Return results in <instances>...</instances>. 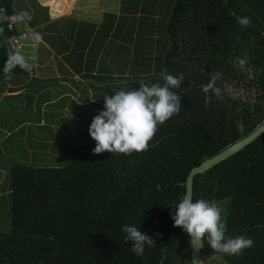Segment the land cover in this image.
I'll list each match as a JSON object with an SVG mask.
<instances>
[{
    "label": "trees",
    "instance_id": "trees-1",
    "mask_svg": "<svg viewBox=\"0 0 264 264\" xmlns=\"http://www.w3.org/2000/svg\"><path fill=\"white\" fill-rule=\"evenodd\" d=\"M14 2L0 0V40L10 33L3 16L14 11ZM169 4L162 31L154 35L162 48L146 79L148 85L163 84L164 69L184 74L174 90L181 96L179 114L158 125L142 152L93 154L96 142L82 130L83 136L88 133L84 138L66 137L61 162L6 161L0 212L7 227L0 230V264H159L162 258L163 264H193L189 237L173 227L169 214L184 194V179L193 165L245 137L264 120V0ZM237 16L249 17L251 24L241 28ZM140 37L153 39L138 34L135 40ZM6 59L0 48L1 78L30 74L16 67L9 77L3 71ZM216 72L222 74L216 86L223 99L213 96L205 107L201 86ZM137 88V83H118L115 91ZM238 123L243 131L237 130ZM192 197L219 206L226 236L244 235L254 241L239 256H228L215 252L206 235L201 250L206 264H264V131L196 173ZM124 224L139 227L155 245L145 246L144 255L136 256L131 242L124 241Z\"/></svg>",
    "mask_w": 264,
    "mask_h": 264
},
{
    "label": "crops",
    "instance_id": "crops-1",
    "mask_svg": "<svg viewBox=\"0 0 264 264\" xmlns=\"http://www.w3.org/2000/svg\"><path fill=\"white\" fill-rule=\"evenodd\" d=\"M169 3L170 0L14 2V10L28 12L29 8L31 19L24 18L21 24L32 28L30 42L37 45V64L28 76L17 74L10 80L0 77V187L7 171L6 161H48L47 153L37 156L33 150H45L44 144L51 149V134L44 137L45 129L52 132L60 125L63 133L88 130L93 116L103 109L104 102L98 101L105 94L110 96L116 84L137 83L138 88L140 82L149 84L146 77L153 73L156 52L162 48L154 35L162 31ZM36 34L41 37L39 41L34 38ZM138 34L153 39L140 37L137 42ZM2 81L7 84L5 89ZM24 93L28 94L22 104L25 116L15 122V110L20 109L18 101ZM7 112L11 119H5ZM12 143L18 144V149L22 145L25 153L19 155L13 150L9 156L5 148H11Z\"/></svg>",
    "mask_w": 264,
    "mask_h": 264
},
{
    "label": "clouds",
    "instance_id": "clouds-1",
    "mask_svg": "<svg viewBox=\"0 0 264 264\" xmlns=\"http://www.w3.org/2000/svg\"><path fill=\"white\" fill-rule=\"evenodd\" d=\"M20 18L31 19V16L28 12L22 11ZM236 20L241 28L251 24V19L247 16H237ZM34 38L36 41L41 39L39 34ZM239 63L243 65L246 61L239 60ZM16 67L29 73L33 69V65L20 52L10 55L4 61L3 71L10 77ZM221 75L219 72L213 73L208 83L201 86L205 93V107L210 106L213 96L217 100L223 99L221 89L216 86V81ZM161 77L163 84L157 82L148 85L140 82L138 89L118 90L112 96L103 95V109L93 116L88 127L90 137L96 142L92 149L93 154L107 151L111 154L130 155L133 152L145 151L158 125L179 114L181 96L174 90L180 88L185 76L182 73L172 75L164 69ZM237 130L243 131L242 123L237 124ZM172 207L174 211L169 215L173 227H180L189 237V242H199L202 247L207 235L208 245L215 252L228 256H239L245 249L254 246V241L250 237L226 236V222L222 219L221 209L215 202L204 198L193 200L192 194L185 192ZM121 231L126 233L124 241L131 242L130 250L136 256L144 255L145 246L155 245L154 240L147 233L141 232L136 225L124 224ZM159 264H163V258Z\"/></svg>",
    "mask_w": 264,
    "mask_h": 264
},
{
    "label": "rangeland",
    "instance_id": "rangeland-1",
    "mask_svg": "<svg viewBox=\"0 0 264 264\" xmlns=\"http://www.w3.org/2000/svg\"><path fill=\"white\" fill-rule=\"evenodd\" d=\"M20 0H16L15 2H16V5H18V2H19ZM20 5H22L23 3L22 2H20L19 3ZM17 26L20 28V29H22V24H17ZM2 79H4V78H2ZM27 93H24V97H26V99L25 100H23V98L21 97L20 98V100L18 101V105H21V107H20V109L19 110H15L16 111V118H17V120L15 121V122H20L21 121V119H23L24 118V114H23V112H25L26 110L24 109V107L22 108V104H23V102L25 103L26 102V100H27ZM7 102V101H6ZM3 110V109H2ZM2 110H0V113H1V111ZM5 119H11V114H10V112L8 113L7 112V115H6V117H5ZM31 123V122H30ZM19 128H20V126H19ZM27 127H26V125H24V130L26 129ZM34 128V127H33ZM61 128V126L60 125H56V128L51 132L50 130H49V128H47V129H45V132H44V137L46 136V135H48V134H51V142H53V144L51 143V149H50V147H49V149H46L47 148V146H49V144L47 145V144H44L43 146H46L45 147V150H43V149H40V148H34L33 150H34V152H35V154H37V156L38 155H43V153L45 152V153H47V155H46V158H47V160L50 162H61L60 160H64L65 159V147H66V145H67V143H68V141H67V136H68V138H70V140L72 141V140H78V139H81V138H84L85 136H87L88 135V133L87 134H85L84 136L82 135V132H80V131H74V132H72V133H69L68 131L67 132H62V130L60 129ZM31 131H32V129H31ZM24 143H26L27 141L25 140V141H23ZM47 143V142H46ZM6 150H7V153L9 154V156H11L12 155V151L13 150H15V153L16 154H23V153H25V149H24V147L21 145V147H19V149H18V144L16 145L15 143H12V147L11 148H5ZM18 149V150H17ZM47 150V151H46ZM14 153V154H15ZM218 206V205H217ZM219 207V206H218ZM3 213H4V211H2V212H0V226L1 225H4L3 227H1L0 228V230H3V229H5L6 227H7V222H5L7 219H6V217L3 215ZM4 220V221H3ZM3 221V222H2Z\"/></svg>",
    "mask_w": 264,
    "mask_h": 264
},
{
    "label": "built area",
    "instance_id": "built-area-1",
    "mask_svg": "<svg viewBox=\"0 0 264 264\" xmlns=\"http://www.w3.org/2000/svg\"><path fill=\"white\" fill-rule=\"evenodd\" d=\"M20 13V11L14 10L3 16L10 33L0 40V48L6 52L7 58L16 52H20L34 68L37 64V45L35 41L30 42L34 36L32 28L22 27L20 29L17 26L23 21L20 18Z\"/></svg>",
    "mask_w": 264,
    "mask_h": 264
},
{
    "label": "water",
    "instance_id": "water-1",
    "mask_svg": "<svg viewBox=\"0 0 264 264\" xmlns=\"http://www.w3.org/2000/svg\"><path fill=\"white\" fill-rule=\"evenodd\" d=\"M263 131H264V120L260 122L259 125L253 131L247 134L245 137L239 139L238 141L234 142L233 144L226 147L222 151L212 155L211 157L204 158L198 164L193 165L188 171L186 175V179H184V193L189 192L192 194L193 177L196 173L205 171L208 167L212 166L213 164L226 159L230 155L242 149L246 144L254 140ZM202 248L203 246L200 247L199 242H191L190 258L193 264H206L201 255Z\"/></svg>",
    "mask_w": 264,
    "mask_h": 264
}]
</instances>
